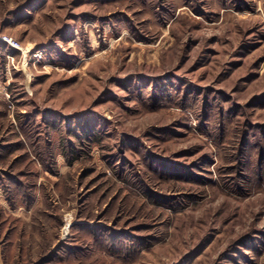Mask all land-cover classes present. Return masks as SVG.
I'll use <instances>...</instances> for the list:
<instances>
[{
  "label": "rangeland",
  "instance_id": "obj_1",
  "mask_svg": "<svg viewBox=\"0 0 264 264\" xmlns=\"http://www.w3.org/2000/svg\"><path fill=\"white\" fill-rule=\"evenodd\" d=\"M0 35V264H264V0H0Z\"/></svg>",
  "mask_w": 264,
  "mask_h": 264
},
{
  "label": "built area",
  "instance_id": "obj_2",
  "mask_svg": "<svg viewBox=\"0 0 264 264\" xmlns=\"http://www.w3.org/2000/svg\"><path fill=\"white\" fill-rule=\"evenodd\" d=\"M0 42L5 44L8 48L17 50V51H22V46L21 44L13 39L12 37L6 36V35H0ZM70 218H66V223H65V230L67 231L69 226H70Z\"/></svg>",
  "mask_w": 264,
  "mask_h": 264
}]
</instances>
